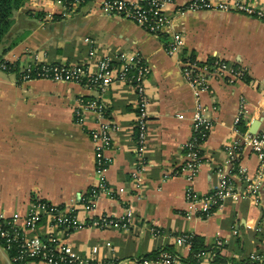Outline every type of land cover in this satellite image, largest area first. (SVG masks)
<instances>
[{"label":"crops","instance_id":"crops-1","mask_svg":"<svg viewBox=\"0 0 264 264\" xmlns=\"http://www.w3.org/2000/svg\"><path fill=\"white\" fill-rule=\"evenodd\" d=\"M101 1L89 0L67 13L51 0H27L14 13L0 59L21 64L38 56L41 62L79 66L93 61L90 50L96 58L141 53L152 68L144 151L139 152L138 98L128 84L102 91L46 79L21 82L16 74L1 73L0 212L23 216L36 200L72 208L85 226L67 240L87 264H144L162 247H172L186 259L190 248L175 244L181 233L198 236L212 248L223 242L219 252L231 264H264V173L259 175L260 159L244 138L264 130V21L220 10L176 15L171 7L169 26L151 33L105 13ZM244 2L264 11V0ZM175 33L182 35L183 44L170 53ZM188 58L207 69L214 60H223L245 74L233 81L211 74L209 89L196 95L182 75ZM80 98L101 103L105 121L118 127L106 152L111 192L101 191L94 207L80 197L98 184L88 134L98 116L88 112L85 123L77 124L74 110ZM200 107L213 127L202 147L201 168L189 181L172 173L183 169L192 118ZM135 171L141 179L138 189L132 183ZM222 175L236 196L208 215L197 210L188 218L186 190L205 196L218 187ZM120 188L125 189L122 195ZM129 209L133 219L127 230L87 226L102 215L121 219ZM45 232L40 226L35 233ZM213 258V252H206L202 264L214 263ZM0 264H12L1 242Z\"/></svg>","mask_w":264,"mask_h":264},{"label":"built area","instance_id":"built-area-1","mask_svg":"<svg viewBox=\"0 0 264 264\" xmlns=\"http://www.w3.org/2000/svg\"><path fill=\"white\" fill-rule=\"evenodd\" d=\"M51 1L59 4L65 12L69 13L75 8L87 4L89 0ZM171 7H173V12L176 15L198 10H220L241 13L264 21V11L246 4L244 0H233L231 2L217 0H189L187 2H179L178 0H102L100 2V8L105 13L129 20L151 33H159L169 26L171 19L167 12ZM51 16V14H48V17ZM182 44L183 37L175 33L168 52L173 53ZM89 56L93 61L87 65L79 66L41 62L38 56H35L31 62L21 64L4 60L0 62V74L5 72L16 74L21 82L46 79L77 83L102 91L114 84H128L135 90L138 98V142L139 152L143 153L148 131L149 98L147 81L152 73L150 64L139 52H122L117 57L96 58L94 57L95 51L90 50ZM200 62L188 58L182 63L183 78L187 84L196 90V95L209 89L208 80L211 74L218 78L228 77L231 81L242 78L245 74L244 69L236 68L223 60H214L208 69ZM77 102L78 108L74 110L77 124L83 125L85 123L88 112L98 116L96 127L88 132L95 150V175L98 184L89 188L80 197L83 204L94 207L95 200L101 191L108 190L111 192L105 179V172L110 166V158L106 155V152L112 145V132L118 127L114 122L105 121L104 106L101 103L85 98H80ZM239 121V119L236 120V124ZM212 127L213 123L206 115L205 110L201 107L196 109L192 118L191 137L185 147L186 161L183 169L173 172L172 175L184 174L189 181L195 178L203 161L202 147L207 141ZM244 138L260 159L258 173L261 175L264 173V130L257 135L247 134ZM132 183L136 189L141 186L138 171L132 174ZM124 192L125 189L120 188L118 193L122 195ZM235 196L233 185L224 175H222L218 187L205 196H199L193 188H189L186 190L188 218H191V215L197 210L203 216L208 215L215 209L222 207L228 198ZM132 219L133 212L129 209L121 219L102 215L93 218L87 226L99 229L117 228L127 230ZM40 226L46 229V232L42 235L35 233L40 229ZM84 226L72 208L54 205L43 200L33 202L28 212L23 216L16 212L11 217H6L0 212V239L7 241V249L14 248L15 254L11 257L14 264H25L36 260L48 264H87V260L67 240L72 232ZM192 237V234L181 233L175 237V244L178 247L190 248ZM217 245L222 248L223 242L218 241ZM93 250L96 251V249ZM204 255V253L200 255L199 264H202L201 260ZM144 264H183V262L172 254L163 252L160 259L145 260Z\"/></svg>","mask_w":264,"mask_h":264},{"label":"trees","instance_id":"trees-1","mask_svg":"<svg viewBox=\"0 0 264 264\" xmlns=\"http://www.w3.org/2000/svg\"><path fill=\"white\" fill-rule=\"evenodd\" d=\"M26 1L27 0H0V45L8 38L11 33L14 21V13L22 8ZM3 61L4 59H0V62ZM0 242L5 248H7L8 244L6 240L1 238ZM209 251L214 253L213 259L215 264H231V261L221 255L217 245L214 248L211 246H206L201 238L194 235L190 241V254L188 258H181L172 247H162L158 251L151 254L147 260H158L160 259V256L163 252H167L178 258L181 262H183V264H199L200 255ZM7 252L11 260V257L15 254L14 248L7 249ZM12 264L14 263L12 262Z\"/></svg>","mask_w":264,"mask_h":264},{"label":"rangeland","instance_id":"rangeland-1","mask_svg":"<svg viewBox=\"0 0 264 264\" xmlns=\"http://www.w3.org/2000/svg\"><path fill=\"white\" fill-rule=\"evenodd\" d=\"M179 35H181V34H179ZM182 36V35H181Z\"/></svg>","mask_w":264,"mask_h":264}]
</instances>
